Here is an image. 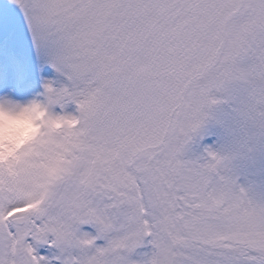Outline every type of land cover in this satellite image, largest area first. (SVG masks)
Wrapping results in <instances>:
<instances>
[{
    "label": "snow or ice",
    "instance_id": "obj_1",
    "mask_svg": "<svg viewBox=\"0 0 264 264\" xmlns=\"http://www.w3.org/2000/svg\"><path fill=\"white\" fill-rule=\"evenodd\" d=\"M0 264H264V0H0Z\"/></svg>",
    "mask_w": 264,
    "mask_h": 264
}]
</instances>
